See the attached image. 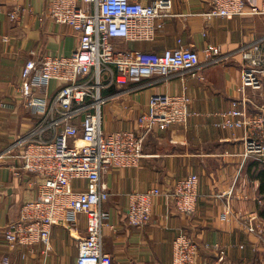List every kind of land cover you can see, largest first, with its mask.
Here are the masks:
<instances>
[{
	"label": "crops",
	"instance_id": "1",
	"mask_svg": "<svg viewBox=\"0 0 264 264\" xmlns=\"http://www.w3.org/2000/svg\"><path fill=\"white\" fill-rule=\"evenodd\" d=\"M48 1L18 0V16L11 21L7 15L15 4L0 0V264H76L78 244L85 235L84 217L68 215L63 224L52 227L48 249L42 244L11 247L3 239L6 227L17 221L20 206L37 197L40 182L38 176L21 169L18 158L25 148L18 139L31 136L37 124V117L17 95L23 65L33 53L68 56L77 42L69 26L58 25L44 15ZM74 1L93 11V5ZM136 1L147 5L154 0ZM247 3L261 6L264 0ZM209 8L208 0H172V17L156 29L151 42L117 44L122 50L157 54L176 47L179 39L198 53L202 65L194 75L176 72L167 79L148 78L123 87L112 84L102 93L107 100L102 109L106 133L139 131L137 119L146 114L149 97L158 93L185 94L192 113L185 126L147 134L137 167L113 169L105 176L109 198L104 204L108 225L103 230V251L111 256L112 264H171V245L178 232L197 242L196 264H264V201L258 193L256 169L251 167L258 162L241 157V130L215 126L222 112L241 97V48L264 39V15L211 18L206 16ZM207 44L220 48L219 63L204 66ZM248 95L264 99V91ZM192 173L199 179L193 216L177 212L162 194L152 202L147 226L136 228L127 223L130 193L151 188L167 193L178 179ZM252 217H256L251 224L256 233L247 230ZM220 250L224 252L221 262L217 260Z\"/></svg>",
	"mask_w": 264,
	"mask_h": 264
},
{
	"label": "built area",
	"instance_id": "2",
	"mask_svg": "<svg viewBox=\"0 0 264 264\" xmlns=\"http://www.w3.org/2000/svg\"><path fill=\"white\" fill-rule=\"evenodd\" d=\"M93 5L83 9L74 0H49L45 14L58 25L69 26L77 36L68 56L35 55L24 63L17 90L24 107L37 117L31 136L19 138L25 145L18 156L21 169L40 178L35 200L20 206L16 222L6 227L3 239L11 247L42 244L48 249L53 226L63 224L68 215L84 217L85 235L78 244L76 264H112L103 251V230L108 225L105 202L109 190L105 181L113 169L126 170L139 165L147 134L171 126H185L191 117L190 100L185 94L158 93L149 97L146 114L137 119V130H103V91L116 84L141 83L154 77L169 78L176 72H194L202 65L198 53L181 40L176 47L157 54L122 50L125 42H151L156 29L172 17V0L142 4L136 0H81ZM206 16L231 20L235 17L264 15V4L249 5L247 0H208ZM8 19H17L18 0ZM220 48L207 44L204 66L219 63ZM239 91L241 97L222 112L215 126L243 132L244 160L264 165V99L248 92L264 91V39L241 48ZM254 109V113L250 112ZM48 133V137L45 134ZM78 142L82 143L78 147ZM1 158V157H0ZM198 176L178 179L170 192L158 188L130 193L125 220L142 228L150 222L152 202L158 197L174 204L177 212L193 216L198 198ZM78 183V184H75ZM228 206V205H227ZM250 219L247 230L256 233ZM264 248V242H263ZM171 264H196L198 245L185 232H178L171 245ZM224 252L219 251L218 261Z\"/></svg>",
	"mask_w": 264,
	"mask_h": 264
},
{
	"label": "trees",
	"instance_id": "3",
	"mask_svg": "<svg viewBox=\"0 0 264 264\" xmlns=\"http://www.w3.org/2000/svg\"><path fill=\"white\" fill-rule=\"evenodd\" d=\"M254 166L256 169L255 179L259 181L258 193L264 201V165H260L255 162L251 167ZM261 216L264 218V208L262 209Z\"/></svg>",
	"mask_w": 264,
	"mask_h": 264
},
{
	"label": "bare ground",
	"instance_id": "4",
	"mask_svg": "<svg viewBox=\"0 0 264 264\" xmlns=\"http://www.w3.org/2000/svg\"><path fill=\"white\" fill-rule=\"evenodd\" d=\"M79 144H81V145H82V143L78 142V147H81V146H79Z\"/></svg>",
	"mask_w": 264,
	"mask_h": 264
},
{
	"label": "rangeland",
	"instance_id": "5",
	"mask_svg": "<svg viewBox=\"0 0 264 264\" xmlns=\"http://www.w3.org/2000/svg\"><path fill=\"white\" fill-rule=\"evenodd\" d=\"M79 146H80V144H79Z\"/></svg>",
	"mask_w": 264,
	"mask_h": 264
}]
</instances>
